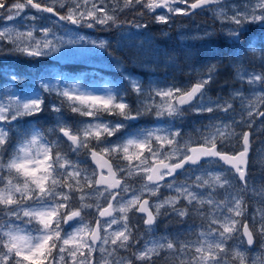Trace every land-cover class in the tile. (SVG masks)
<instances>
[{
	"label": "snow or ice",
	"instance_id": "1",
	"mask_svg": "<svg viewBox=\"0 0 264 264\" xmlns=\"http://www.w3.org/2000/svg\"><path fill=\"white\" fill-rule=\"evenodd\" d=\"M198 11L221 26L197 37L204 50L183 53L196 82L145 85L129 65L183 71L179 54L146 34L149 25ZM86 29L115 30L124 59ZM86 46L107 52L116 73L103 94L78 75L40 74V60L78 59ZM224 47L241 87L213 99L208 91L225 56L216 49ZM0 53L35 62L24 71L0 68L5 87L31 79L33 67L39 81L27 96L0 95V264H155L162 253L168 264H264V188L253 187L249 172L254 132L236 131L264 118V0H0ZM193 116L209 122L185 132ZM134 176L139 188L129 183ZM162 189L174 195L161 198ZM246 198L255 201L251 211ZM169 217L187 227L165 225L156 236Z\"/></svg>",
	"mask_w": 264,
	"mask_h": 264
},
{
	"label": "rangeland",
	"instance_id": "2",
	"mask_svg": "<svg viewBox=\"0 0 264 264\" xmlns=\"http://www.w3.org/2000/svg\"><path fill=\"white\" fill-rule=\"evenodd\" d=\"M32 12H35V10H31ZM157 14H162V11L160 9H157ZM164 12H166V10H163ZM47 15V14H45ZM127 19H131L132 18V13H129L126 17ZM121 19H125V17H121ZM145 19L147 20H151L150 16H145ZM197 25L200 26V31H197ZM149 26H156V31L155 32H151L150 30H147L146 34H150V36L152 37L153 43L163 49H166L169 52H175L178 55V62L181 64V66L183 67V71H176V70H169V69H164L163 66L158 67V71L159 68L164 69V74L160 75V79L164 80V77L167 78V76H173V80L172 81H166L165 84H161L160 87H166L167 84H171L173 83V81H175L176 86L178 87H184L185 85L187 86H191V84L195 83V76L193 75L192 77H189L187 75L188 69L187 67H184V59H183V53L185 50H204V44L205 42L198 39L197 37L201 36L203 34V30H208V31H212L213 29H219L220 28V23L218 21H214L212 18V13L211 12H197V14L192 17V18H186V17H176L175 18V23L171 24V25H153L150 24ZM256 29L253 27V31H255ZM84 32L87 33V35H89L90 38L92 39H107V37L105 36V33L108 31H104L101 32L99 29L92 31L89 29L83 30ZM58 34H62V33H58ZM119 38L117 35L114 36V38ZM70 38V36H65V39ZM140 39H143V37H140ZM108 40V39H107ZM113 47L109 48L108 51L112 52L113 55L120 57L121 59H124V53L123 52H119L115 49V41L112 42ZM87 47V51L84 52V54L78 58V59H56L55 56L53 57H48L52 60H55L57 62H59L60 64H64V65H68V64H75V65H79L82 67H87V68H92L93 70H96L98 72H100V74H106V72H114L112 68L109 67V60L110 57L108 56V53L105 52L102 49L99 48H95L93 49L92 46H86ZM208 48H213L210 47L209 45L207 46ZM230 58H228L229 60ZM251 57L248 58V60H250ZM227 60V61H228ZM248 60L245 61L244 66L248 67L249 70H252L253 67L256 68V70H259V66L258 65H252L251 63L248 62ZM226 61V64H227ZM212 63H216V61H211ZM233 63L239 64L238 61H233ZM197 67L199 68L200 65L197 64ZM129 68H131V65L129 66ZM93 70H90L91 72H94ZM220 70V65L218 68V72ZM89 71V72H90ZM233 71H235L233 69ZM56 72H61L59 69L53 70L51 71L50 75H54ZM167 72V75H166ZM65 75H74L71 73H63ZM80 77H82L81 79V84L85 85L87 88L93 90L96 94H103V92L105 91V84L108 81L111 80H106L104 79V77H102V79L96 77L94 79H91V76H94V74H90L89 75V82L87 84L84 83L85 81V77L82 76V74L78 75ZM164 76V77H163ZM147 81L145 83V85H147V83L149 82V80H152L153 78L147 77ZM140 79L142 81H144L142 79V77H140ZM156 79V78H155ZM101 80V81H100ZM54 82V81H53ZM236 85L233 86L230 90L232 91L234 88H240L241 85L238 81H236ZM38 84L39 81L36 82V87L38 88ZM127 85V84H125ZM15 86H11L10 88H7L4 86V90L1 91L0 90V95H4L9 94V95H21V96H27L29 95V91L27 90L26 87H24L22 89L23 93L25 92L26 95H22L20 93H18V91H16ZM229 93L224 96L225 98L228 97ZM247 95V92L245 93ZM208 96L212 97L213 99H215L216 97L212 96L209 92H208ZM130 99H132V97H129ZM234 108L236 109V112L238 113V115L236 116V119L240 118V102L236 101L234 104ZM260 111H264V105H261ZM211 115V114H208ZM244 115H246V113H244ZM107 119H112V117H106ZM203 121L204 118L201 117L200 119H197L196 117H190L187 121H185V123L187 125H185V132H192V129L195 128H199L201 123H198L197 121ZM209 122V121H208ZM207 122V123H208ZM204 124H207L206 122H203ZM137 126H143V122H141L140 125ZM149 127L153 126L151 124L148 125ZM251 131L254 132V135H252L251 140H252V153L249 157V171H251L250 173V182L252 183L253 187H255L257 190L264 188V185L260 183L261 178H260V172L264 173V118H257V122L253 125L252 129H249L246 125L242 128H237L236 131L238 132H242V131ZM193 135H195V133H193ZM89 168H93L95 166H93L92 164L88 163L87 165ZM178 180H183L184 177L183 176H178L177 177ZM129 183L132 184V186L134 188H139L141 186V184L143 183V181L141 179H139L138 177H132L129 180ZM162 197L164 196H168V195H174V193H170L167 189H162ZM222 198V197H219ZM255 202V201H254ZM183 206V205H181ZM256 206H259L258 204ZM252 210V206L249 207V211ZM131 215V214H130ZM87 220L91 221L93 218L92 217H86ZM137 217H133V220H136ZM169 219H175L174 217H169V218H161L159 225L156 226V231H155V235L156 236H161L165 234V225H168V231L169 232H174L178 229H183L187 227V224L185 225H179L178 223H169ZM188 223H195L197 226L200 224V220L197 218H189L188 219ZM200 229L197 227L195 229V231H199ZM140 231L143 232L144 231V226L142 225V223L140 224ZM148 236H145L144 239H148ZM183 238V237H182ZM195 235H191L188 237V239H195ZM258 246V245H257ZM120 255L122 256H127L128 253L124 252L123 250H121ZM166 253H162L161 254V258H158L159 262H163L164 264H168V262L164 259V257L166 256ZM94 257L96 259L97 262L100 261V255L99 253H94Z\"/></svg>",
	"mask_w": 264,
	"mask_h": 264
},
{
	"label": "trees",
	"instance_id": "3",
	"mask_svg": "<svg viewBox=\"0 0 264 264\" xmlns=\"http://www.w3.org/2000/svg\"><path fill=\"white\" fill-rule=\"evenodd\" d=\"M210 47H213L212 45H209ZM213 48H208L207 50L211 51ZM216 51H223L225 53L224 58L222 59V62L219 64L220 65V70L218 72L217 78L215 83H213L210 86V90L208 91L212 96L217 97V95L222 94L223 96H226L229 93V90L236 85V80H235V71H233L232 67H229V52L230 49L227 47H224L223 49H216ZM228 60V61H227ZM227 61V64H226ZM35 63L34 61H32L29 58H19L16 57L15 55H6L5 53H0V68H7V67H11L14 68L17 71H24L25 68H27L29 66V64H33ZM37 67L41 68L42 71L40 74L43 73H50L53 70L59 69L62 73H71L74 75H80L82 74V76L85 77V81L84 83L87 84L91 79H94L96 77L102 79V77H104L103 75H101L100 73H98L96 70H93L92 68H87V67H82L79 65H75V64H68V65H64V64H60L59 62L52 60L50 58H44L42 60H40L38 62ZM90 70H93L94 72H91ZM90 71V72H89ZM32 72H33V77L31 79H25V78H21V80L16 83L13 84V86H15V90L18 91V93L22 94V95H26V93L22 91V89L24 87L27 88V90L29 92H31L36 87V82L38 81V79L36 78V68L33 67L32 68ZM94 74V76H91L89 78V75ZM164 74V69L159 68V76L157 77L158 79H160V75ZM98 75V76H97ZM164 77V76H163ZM164 80L166 81H172L173 80V76H167L164 77ZM35 81V82H33ZM227 82V83H226ZM4 82L3 79L0 78V90L3 91L4 89ZM208 115V114H207ZM28 119V118H26ZM198 123H203V122H208L207 119L204 118L203 121H197ZM50 124L46 123L43 126L46 128L48 127ZM185 125H187L185 123ZM72 159H75V156L71 157ZM90 163V161H89ZM91 164V163H90ZM264 170V169H263ZM251 173V171H249ZM260 178L261 181L260 183L264 185V173L260 172ZM246 202L249 204V207L252 206L255 202L252 199L246 198ZM155 264H164L163 262H159L158 258L155 261Z\"/></svg>",
	"mask_w": 264,
	"mask_h": 264
},
{
	"label": "flooded vegetation",
	"instance_id": "4",
	"mask_svg": "<svg viewBox=\"0 0 264 264\" xmlns=\"http://www.w3.org/2000/svg\"><path fill=\"white\" fill-rule=\"evenodd\" d=\"M147 20V19H145ZM147 30H150L152 33L156 31V26H149V28ZM95 31V30H92ZM117 33L115 32V30L111 31V32H106L105 36L107 37L108 40H110L111 42H114L116 38H114V36H116ZM118 36V35H117ZM130 66V65H129ZM130 70L133 72L134 75L138 76L140 78V76L142 77V79L144 80L143 83L145 84L147 81V77H152L153 79H158L157 77L159 76V71H158V67L153 66L151 69H143V68H133L131 66ZM165 71V70H164ZM112 75L116 76L115 72H111ZM117 77V76H116ZM159 225V224H158Z\"/></svg>",
	"mask_w": 264,
	"mask_h": 264
},
{
	"label": "water",
	"instance_id": "5",
	"mask_svg": "<svg viewBox=\"0 0 264 264\" xmlns=\"http://www.w3.org/2000/svg\"><path fill=\"white\" fill-rule=\"evenodd\" d=\"M249 155H250V152H249Z\"/></svg>",
	"mask_w": 264,
	"mask_h": 264
}]
</instances>
